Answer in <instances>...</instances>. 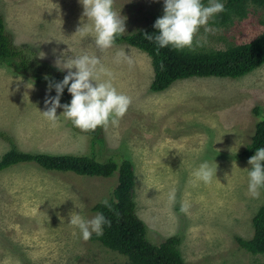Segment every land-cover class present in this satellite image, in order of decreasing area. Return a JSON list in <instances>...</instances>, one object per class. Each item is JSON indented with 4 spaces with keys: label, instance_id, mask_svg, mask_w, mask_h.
Instances as JSON below:
<instances>
[{
    "label": "rangeland",
    "instance_id": "374dc122",
    "mask_svg": "<svg viewBox=\"0 0 264 264\" xmlns=\"http://www.w3.org/2000/svg\"><path fill=\"white\" fill-rule=\"evenodd\" d=\"M112 7L124 19L123 35L147 29L163 14V0H112ZM82 12L79 0H0L11 48L20 52L17 62L27 63L23 74L0 63V133L9 138L0 136V158L15 145L31 153L129 160L136 213L150 243L180 237L186 264H264L263 256L242 250L236 241L253 237L252 219L264 205V187L255 197L247 191L250 165L240 157L264 120V66L238 79L192 78L154 93L150 57L127 45L97 49L91 34L75 33L87 21ZM263 16L264 10H252L227 29L210 26V17L191 49L224 50L251 42L264 30ZM118 51L123 53L119 59ZM84 52L99 58L98 78H111L130 98L119 123L102 127L103 143L94 146L91 136L63 117L55 124L43 117L49 84L35 77L64 76L68 69H60L56 60ZM65 89L61 104L71 99ZM62 111L58 107L57 115ZM204 160L217 167L207 183L191 175ZM117 183L118 174L78 176L33 163L1 172L0 264H125V257L81 239L68 224L70 211L95 215V205L109 201Z\"/></svg>",
    "mask_w": 264,
    "mask_h": 264
},
{
    "label": "trees",
    "instance_id": "16d2710c",
    "mask_svg": "<svg viewBox=\"0 0 264 264\" xmlns=\"http://www.w3.org/2000/svg\"><path fill=\"white\" fill-rule=\"evenodd\" d=\"M207 4L208 0H201ZM224 11L211 17L210 26L227 29L236 22L246 20L252 10H264V0H223ZM259 23L264 27V16ZM157 30L152 26L131 35L118 34L112 45H127L147 54L152 63L154 77L150 85L151 92L161 93L174 83L192 78H230L244 77L264 66V30L251 42L232 44L224 50H181L172 47L157 48L145 34ZM20 52L11 48L3 18L0 16V63L22 74L26 72V61L17 62ZM47 70V68H46ZM45 75V73H43ZM48 72L45 78L35 76L38 81L49 84L63 78L59 74ZM65 89V88H64ZM66 90V89H65ZM66 94V92H64ZM62 103V100H61ZM258 115V110H255ZM103 126L91 130H81L91 136L92 146L102 144L98 131ZM79 129V128H78ZM0 136L9 140L2 133ZM264 146V120L256 124L250 144L240 157L248 159L257 147ZM33 163L46 171L73 173L78 176L110 178L118 174V183L108 201L110 207L98 203L95 213L102 212L109 224L102 226V234L90 235L89 240L125 257V264H186L179 250L181 238L169 237L163 243L154 245L147 239V227L136 213L134 199L135 172L132 162L123 159L117 162L108 159L98 161L87 155H53L31 153L19 150L15 145L0 158V173L20 164ZM254 235L251 239L236 238L238 246L252 254L264 257V205L252 219Z\"/></svg>",
    "mask_w": 264,
    "mask_h": 264
},
{
    "label": "clouds",
    "instance_id": "9594fccd",
    "mask_svg": "<svg viewBox=\"0 0 264 264\" xmlns=\"http://www.w3.org/2000/svg\"><path fill=\"white\" fill-rule=\"evenodd\" d=\"M83 7L82 16L87 21L78 25L75 33L91 34L97 49L104 50L112 46L116 36L125 30L124 19L112 7V0H79ZM224 11L223 0H208L202 4L201 0H163V14L156 18L153 27L157 30L153 34H145L156 47H172L177 50L192 48L194 35L200 26L206 25L210 17ZM205 31L208 28L205 27ZM199 46L200 41H195ZM123 53L117 52L119 59ZM60 69H68L63 78L50 82L46 90L45 110L40 111L50 123H57L61 117L71 122L81 130H91L98 126L106 127L109 123L115 126L119 118L126 112L130 98L117 90L111 78H98L97 70L99 58L84 52L80 55H63L56 60ZM75 68V71L72 69ZM102 71V69H100ZM47 78V77H46ZM65 86L71 94L69 102L61 104L60 96ZM54 89L55 95H47V91ZM63 111L57 115V108ZM247 191L253 196L264 187V146L257 147L253 155L248 158ZM217 168V167H216ZM216 168L207 161H201L191 175L197 181L207 183L216 174ZM169 199H174V191L169 193ZM110 207L107 199L101 201ZM76 207L79 205L75 204ZM181 211L187 210V205L181 203ZM68 224L78 229L80 238L87 240L92 233L102 234V226L109 224L102 212H97L91 218L81 215V212L70 211Z\"/></svg>",
    "mask_w": 264,
    "mask_h": 264
}]
</instances>
